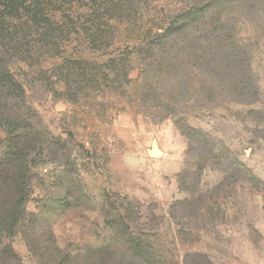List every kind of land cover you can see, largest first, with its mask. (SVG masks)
Wrapping results in <instances>:
<instances>
[{
	"label": "rangeland",
	"instance_id": "374dc122",
	"mask_svg": "<svg viewBox=\"0 0 264 264\" xmlns=\"http://www.w3.org/2000/svg\"><path fill=\"white\" fill-rule=\"evenodd\" d=\"M232 19L250 44L255 89L246 97L231 86L233 70L189 59L185 78L149 68L132 71L127 83L120 64L88 51L63 55L91 59L85 70L52 72L67 59L49 52L29 65L12 58L33 121L60 147L29 157L24 224L39 234L34 251L26 226L10 238L0 233V248L9 243L23 264H51L52 243L72 255L102 246L149 250L133 264H264V9ZM91 75L97 87L77 84ZM9 130L0 124V156ZM153 141L157 157L149 155Z\"/></svg>",
	"mask_w": 264,
	"mask_h": 264
},
{
	"label": "trees",
	"instance_id": "16d2710c",
	"mask_svg": "<svg viewBox=\"0 0 264 264\" xmlns=\"http://www.w3.org/2000/svg\"><path fill=\"white\" fill-rule=\"evenodd\" d=\"M263 9L264 0H0V124L10 129V144L0 156V233L10 238L26 226V203L34 175L31 152L44 148L58 151L60 147L57 138L50 141L41 132V123L33 121L35 112L25 104L23 84L10 72L12 58L29 65L45 52L65 61L64 56L73 49L88 51L87 54L105 55L108 64H120L127 83L135 79L130 76L132 71L146 72L149 68L160 73L173 69L185 78V60L189 59L202 67L233 70L230 84L246 97L255 89L248 78L250 44L242 38L232 18L254 15ZM80 53L68 58L67 64H54L51 71L59 67L71 71L89 68L91 59L87 58L91 54L84 58ZM218 56L220 60L216 61ZM193 78L201 82L199 74ZM80 82L95 88L99 78L91 75L77 84ZM33 216L30 224L36 221ZM25 229L23 238L34 251L39 234L33 225ZM52 245L56 253L47 256L51 264H128L129 260L133 264L150 255L141 246H124L121 251L116 248L117 252L113 246H102L89 248L83 255H72ZM193 257L207 261L203 254L195 253ZM0 264L23 263L10 244L4 243Z\"/></svg>",
	"mask_w": 264,
	"mask_h": 264
},
{
	"label": "water",
	"instance_id": "95a60500",
	"mask_svg": "<svg viewBox=\"0 0 264 264\" xmlns=\"http://www.w3.org/2000/svg\"><path fill=\"white\" fill-rule=\"evenodd\" d=\"M149 155L152 157H157L159 155V149L156 146V143L153 141L149 149Z\"/></svg>",
	"mask_w": 264,
	"mask_h": 264
}]
</instances>
